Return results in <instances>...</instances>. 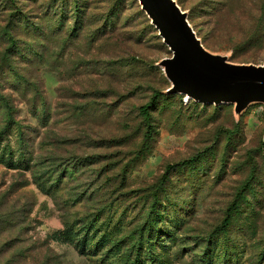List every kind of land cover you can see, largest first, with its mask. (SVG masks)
<instances>
[{
    "label": "rangeland",
    "instance_id": "1",
    "mask_svg": "<svg viewBox=\"0 0 264 264\" xmlns=\"http://www.w3.org/2000/svg\"><path fill=\"white\" fill-rule=\"evenodd\" d=\"M87 1L76 24L71 0L70 8L61 0H0V97L17 124L0 135V264H123L154 194L183 210L193 206L178 229L173 220L175 240L156 249L162 264H202L207 238L239 196L241 213L226 238L238 255L225 254L220 234L209 264H264V105L236 115L233 105L193 106L185 95L166 94L170 83L158 64L171 53L138 2L127 0L101 30L121 2ZM174 1L209 51L264 65V41L238 45L255 19L249 6ZM60 6L70 16L60 19L64 29L41 33L50 26L43 17L54 18ZM75 25L77 35L66 36ZM158 94L164 98L150 109L148 128L139 109ZM5 111L0 99V134ZM20 131L31 161L13 166ZM89 225L98 228L92 247L101 235L126 242L114 254L104 256L108 247L85 253L89 240L83 250L79 244ZM68 228L74 235L65 240Z\"/></svg>",
    "mask_w": 264,
    "mask_h": 264
},
{
    "label": "trees",
    "instance_id": "2",
    "mask_svg": "<svg viewBox=\"0 0 264 264\" xmlns=\"http://www.w3.org/2000/svg\"><path fill=\"white\" fill-rule=\"evenodd\" d=\"M69 1L70 0H61L63 4L65 3L64 4L65 6H67L70 3ZM71 1H72L71 2L72 8L74 9L73 11L74 14L72 13L70 16H74V21L77 24L81 18H86V15H85L86 10H84L86 8L85 7L86 5L84 6L81 5V1L83 2L84 0H71ZM126 1L127 0H119V2L121 3H118L117 5H115L114 8L115 9L122 8V6L126 3ZM232 1L233 0H226L227 8L229 7ZM235 1H239V5H241V7L243 6V4L246 5L245 8L249 6L248 11L255 15L254 16L255 19L252 25L248 27L249 31L247 33L245 31L243 32V35L241 37L242 40L238 45H241L243 47L250 46L253 48L260 47V44L264 41L263 40L264 39V0H251V1L250 0H246V1L235 0ZM57 2H59V0H55V5L57 4ZM85 2L87 3L88 1L85 0ZM61 6L59 7V12L57 14L54 13L55 17H59V21L57 20L59 24L56 25L57 21L55 17L47 18V17H50L49 16L50 14H46L47 16H44L43 18L44 19L46 18L45 23L49 21L50 26H46L42 28L40 27L39 31L41 33L53 34L57 30L62 31L64 29V23H62L60 19H62L64 15L65 17H70V16H66V14L64 13L65 8L61 9ZM70 6L71 5L69 4L68 7L70 8ZM118 11L117 13L114 14V16L111 15L104 19V24H103V27H101V30L105 29L107 25L112 26L113 18L115 19H117L118 17L120 18L119 16L120 9ZM228 28L229 27H227L226 29ZM77 30H78V25H75L70 30H68L65 33V35L75 36L77 35ZM8 33L9 32H7V36L9 35ZM8 39H10V37ZM12 48H13V45L10 43V45L8 46V50H11ZM205 49L207 48L205 47ZM234 64H237V63H234ZM162 98H164V96H162V94H158V96H155L154 100L150 101L148 104L142 106L139 109L140 115L144 118L146 122V126L148 128H152V126L150 125L151 123L150 109L154 108L158 104L157 100L162 99ZM0 99H2V102L5 103V107H6L5 113H6V117L8 120L6 127L3 128V132L0 135H4V137H7L6 132H8V129H9L8 126L11 125L13 127V126H16L17 124L13 122V116L11 115L12 109L9 106V102L6 99H4V97H0ZM189 103L192 104L193 106H200L199 103H195L191 100H189ZM214 107H217V106H214ZM21 134L22 133L20 131L18 134L19 136L18 139L20 140L19 146L17 148L18 154H16L15 160L14 162H12V163H15V164H12L13 166H17L18 164H23L26 166L28 164V161H31L30 158L28 160V157H27V155L30 154V152L27 150L30 145L27 144L26 146H24L22 144ZM149 134L150 133L148 130L145 134V137L148 138L150 136ZM10 155H11V152H9L8 160L11 159ZM191 160L193 159H190L189 161L181 162L180 164L177 165V167H181L183 164H187V163L189 164ZM195 160H197V157L195 158ZM71 167L66 168V171H68V175H71L73 173V168ZM171 169H172V166H169L167 170L171 171ZM59 179H60V175L58 174L57 179H56L57 183H59L58 182ZM41 183L42 182L39 183V186L42 185V188H43L44 186ZM54 186H57V184L54 183ZM161 191L165 192V189L164 190L161 189ZM166 195L167 194H162V196L165 197L164 200L161 199L159 196H157V194H154L152 196L153 201H151L147 211L145 212V216L142 218L140 224H138L136 228H134L132 232L130 233V238L128 239L130 241V247L129 249H127V252L125 253V262L123 264H162L163 260H161L160 254L155 252L156 249L162 248L161 251L164 252L165 251L164 249L166 246L165 242L167 240L168 241L175 240L174 234L176 231L173 226L174 225L173 220H176L177 222H179V226H176V229H178L183 224V221H184L181 217L184 214H188L189 211H191L192 209L191 207H193L189 205L186 207V210H183V208H181L182 206H180L181 204L173 202L172 200H169ZM242 201H243L242 197L239 196L235 200V202L231 206H229V208L227 209V216L226 218H224L221 225L217 228L216 230L217 232L215 233V235L209 236L207 238L208 247L206 248V251L205 253H203V256L201 258L202 264H209L212 248L215 244V241L219 239L220 234L223 235L225 239L228 237V233L230 231L231 226H233V224L236 223V221L238 220V218L236 217V214L237 212H240L239 207L243 203ZM244 202L248 203L246 199L244 200ZM184 203L185 204L182 203V205H188L187 202H184ZM180 211H183V212H180ZM245 213L247 214V212ZM90 231H92V234L89 237ZM83 233H84L83 234L84 239L80 242L79 246L81 250H83L84 246L87 244L86 241L89 240L87 244L88 245L87 250L85 253L87 252L93 253L94 250L100 251L99 249L101 248L104 249L108 247L107 252L104 256H106L107 254H114V253H117L118 250H121V247H122L121 245L122 244L124 245V243L126 242V241L124 242V239L113 240L111 239V237H106V235H101L100 238H98V240L95 241L94 244H92L93 245L92 247L91 243L93 242H91V240L93 239L95 234L98 233V228L96 227L92 228V226L89 225V227L85 229ZM73 235H74L73 231L69 228L62 231L61 233V236H63L65 240L71 239ZM221 245L226 248L225 254H227V249L230 248L231 253L228 254L230 255V257L238 255V253L236 252V248H235L237 244L236 242H232V239H226V241H224Z\"/></svg>",
    "mask_w": 264,
    "mask_h": 264
},
{
    "label": "water",
    "instance_id": "3",
    "mask_svg": "<svg viewBox=\"0 0 264 264\" xmlns=\"http://www.w3.org/2000/svg\"><path fill=\"white\" fill-rule=\"evenodd\" d=\"M136 1L171 53L158 64L170 83L166 94L202 105H233L236 115L251 104L264 105V65L234 64L209 52L176 1Z\"/></svg>",
    "mask_w": 264,
    "mask_h": 264
}]
</instances>
